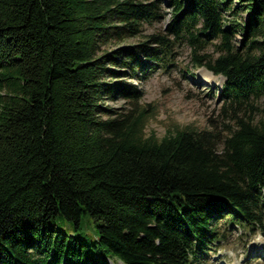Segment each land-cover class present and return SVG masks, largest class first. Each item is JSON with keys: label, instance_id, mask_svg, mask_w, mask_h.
Segmentation results:
<instances>
[{"label": "trees", "instance_id": "obj_1", "mask_svg": "<svg viewBox=\"0 0 264 264\" xmlns=\"http://www.w3.org/2000/svg\"><path fill=\"white\" fill-rule=\"evenodd\" d=\"M163 1L162 30L102 50L163 17L160 1L0 0V264H199L222 218L264 236V0ZM183 39L224 77L232 125L145 135L153 105L110 65L144 78ZM114 96L127 106L102 104Z\"/></svg>", "mask_w": 264, "mask_h": 264}, {"label": "rangeland", "instance_id": "obj_2", "mask_svg": "<svg viewBox=\"0 0 264 264\" xmlns=\"http://www.w3.org/2000/svg\"><path fill=\"white\" fill-rule=\"evenodd\" d=\"M158 1L160 10L165 13L163 17L151 22L143 21L139 34L111 41L100 48L109 50L117 45L143 39L149 32L162 30L170 14V7L163 0ZM226 16L231 17L230 14ZM168 37L172 38V35L168 34ZM240 38V33L236 32L232 36V41L238 43ZM213 41L204 45L199 52L215 55ZM170 58L168 61L165 59V63L160 66L158 63L157 67L144 78L127 77L124 74V67L110 65L111 68L118 70L117 78L141 89L139 102H149L153 105V110L144 118L143 133L146 135L153 132L156 137H160L175 127L188 126L200 129L211 125L218 128L225 126L222 124L231 126L232 120L228 117V111L224 113L220 111L224 103L219 94L223 76L211 73L203 65L195 66L190 60L191 48L184 39L177 40V44H174ZM102 104L110 109L121 110L128 102L126 98L114 96L103 98ZM252 104L255 106L253 119L264 117V94L256 97ZM55 221L57 227L69 230L64 220ZM217 229L221 233L220 238L213 242L211 250L203 256L199 264H264V236L259 231L230 224L223 218L218 221ZM74 232L88 243H94L96 232L91 221L84 220L80 231ZM90 247L93 248L92 245ZM107 263L122 264L115 257L108 258Z\"/></svg>", "mask_w": 264, "mask_h": 264}]
</instances>
